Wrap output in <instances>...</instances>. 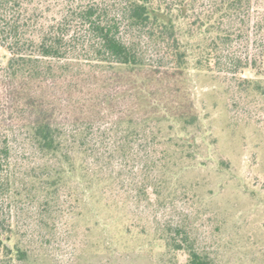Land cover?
Instances as JSON below:
<instances>
[{
    "label": "trees",
    "instance_id": "trees-1",
    "mask_svg": "<svg viewBox=\"0 0 264 264\" xmlns=\"http://www.w3.org/2000/svg\"><path fill=\"white\" fill-rule=\"evenodd\" d=\"M0 49V264H20V205L72 198L73 183L99 177L107 141L121 163H141L137 208L159 196L169 147L197 143L192 72L262 90L244 74L264 77V0H0ZM17 143L39 155L25 172ZM162 240L188 264H209L181 226Z\"/></svg>",
    "mask_w": 264,
    "mask_h": 264
},
{
    "label": "rangeland",
    "instance_id": "rangeland-1",
    "mask_svg": "<svg viewBox=\"0 0 264 264\" xmlns=\"http://www.w3.org/2000/svg\"><path fill=\"white\" fill-rule=\"evenodd\" d=\"M7 56L0 49V62ZM244 75L261 80L262 90L244 92L230 74H190L197 143L169 147L168 180L140 208L131 184L141 180V163H121L108 141L99 177L73 183L72 198H56L46 211L21 204L13 226L29 258L20 264H188L187 253L162 240L175 226L209 264H264V77ZM22 148L17 143L14 154L25 172L39 155ZM127 225L144 234H126Z\"/></svg>",
    "mask_w": 264,
    "mask_h": 264
}]
</instances>
